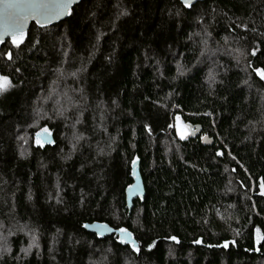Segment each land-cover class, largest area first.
I'll list each match as a JSON object with an SVG mask.
<instances>
[{
    "label": "trees",
    "instance_id": "1",
    "mask_svg": "<svg viewBox=\"0 0 264 264\" xmlns=\"http://www.w3.org/2000/svg\"><path fill=\"white\" fill-rule=\"evenodd\" d=\"M71 11L0 46V264H264V0ZM177 117L200 135L180 139ZM45 128L53 146L35 144Z\"/></svg>",
    "mask_w": 264,
    "mask_h": 264
},
{
    "label": "snow or ice",
    "instance_id": "2",
    "mask_svg": "<svg viewBox=\"0 0 264 264\" xmlns=\"http://www.w3.org/2000/svg\"><path fill=\"white\" fill-rule=\"evenodd\" d=\"M186 7L190 6V0H183ZM75 3V0H0V43H3L2 37L5 35L11 36V43L13 46L19 47L25 40V27L30 19H35L41 27L50 23L53 20L59 19L64 16L72 14L71 6ZM8 59H11V53L5 54ZM255 55V53H253ZM257 75L264 79V70L255 69ZM11 85V81L8 76H0V93L6 92ZM178 124L176 125L177 134L180 139H185L191 135L188 131V125H184L179 122L180 118H176ZM44 133H48V129H44ZM41 134L37 133L36 143L41 147L43 142L40 139ZM219 155V153H218ZM137 160H132V172L136 174ZM138 189L139 184L129 185V190ZM261 195H264V183H261ZM88 227V225H84ZM100 228H106V225H100ZM121 233V243L131 242L134 251H139L135 241L132 240V234L126 228L117 229ZM171 240L176 241V237H170ZM264 241V234H261L260 230H256L255 242L259 244ZM196 243H200L199 240ZM229 242L224 243V247H228ZM152 245H149L151 248Z\"/></svg>",
    "mask_w": 264,
    "mask_h": 264
},
{
    "label": "water",
    "instance_id": "3",
    "mask_svg": "<svg viewBox=\"0 0 264 264\" xmlns=\"http://www.w3.org/2000/svg\"><path fill=\"white\" fill-rule=\"evenodd\" d=\"M81 1L82 0H75V3L71 6V10L73 9V7L75 5L79 4ZM201 1H203V0H190V6L186 7L184 2H183V0H178V2L186 9L191 8L194 4H196L197 2H201ZM69 16L70 15L61 17V18L56 19V20H53L50 23L45 24V26H43V27H41V25L38 24L35 19H30L28 21L25 29H24V31H25V39H26V36H27V32H28V30H29V28H30V26L32 24H35L39 28L49 27V26H53V25L63 21L64 19L68 18ZM2 39H3L4 42L0 43V46H2L7 40H9L11 42V36L10 35H5V36L2 37ZM188 126H189L188 127L189 128V132L191 133V135L187 136L185 139L196 138L197 136L200 135L201 127L199 125H188ZM37 133L41 134L40 139L43 142V146L42 147L53 146L54 145L53 135H52V133L49 130H48L47 134L44 133V130L39 131ZM37 133L34 135V140H35V144L39 145V144L36 143ZM200 141H201V143L203 145H210L213 142L212 138H209L208 135H201L200 136ZM130 177H131V180H132V183L130 185H136L138 183L139 184V188L138 189L134 188L133 190L130 191L129 190V186H128L125 189V202H126V209L128 211H130L132 209L133 202L136 199L143 200L144 193H145L143 181H142L140 170H139V161L138 160H137V163H136V174H135V176L133 175L132 164H131ZM85 225H88V227H84L87 232L96 234L99 237H107V236H110L112 234H116V235H119V238L121 239V233L119 231L111 228L107 224L94 222V223L85 224ZM100 225H106L107 227L106 228H100L99 227ZM132 240L135 241L133 238H132ZM128 243H131V242H128ZM135 243H136V241H135ZM136 246H137V243H136Z\"/></svg>",
    "mask_w": 264,
    "mask_h": 264
},
{
    "label": "rangeland",
    "instance_id": "4",
    "mask_svg": "<svg viewBox=\"0 0 264 264\" xmlns=\"http://www.w3.org/2000/svg\"><path fill=\"white\" fill-rule=\"evenodd\" d=\"M178 124V123H177ZM44 130V129H43ZM40 131H42V130H40Z\"/></svg>",
    "mask_w": 264,
    "mask_h": 264
},
{
    "label": "flooded vegetation",
    "instance_id": "5",
    "mask_svg": "<svg viewBox=\"0 0 264 264\" xmlns=\"http://www.w3.org/2000/svg\"><path fill=\"white\" fill-rule=\"evenodd\" d=\"M188 131H189V128H188Z\"/></svg>",
    "mask_w": 264,
    "mask_h": 264
}]
</instances>
